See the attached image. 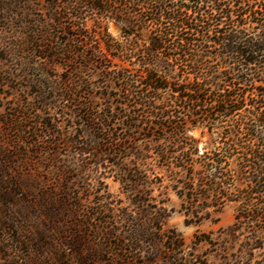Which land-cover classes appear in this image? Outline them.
Wrapping results in <instances>:
<instances>
[{"label": "rangeland", "instance_id": "374dc122", "mask_svg": "<svg viewBox=\"0 0 264 264\" xmlns=\"http://www.w3.org/2000/svg\"><path fill=\"white\" fill-rule=\"evenodd\" d=\"M6 26L0 17V264H264V232L229 229L238 204L194 205L210 218H186L188 172L158 166L146 109L134 130L117 118L118 83L82 54L31 52ZM102 26L119 38L114 21ZM222 130L201 117L185 137L213 152ZM104 134L133 137L118 151Z\"/></svg>", "mask_w": 264, "mask_h": 264}, {"label": "trees", "instance_id": "16d2710c", "mask_svg": "<svg viewBox=\"0 0 264 264\" xmlns=\"http://www.w3.org/2000/svg\"><path fill=\"white\" fill-rule=\"evenodd\" d=\"M0 17L31 52L82 54L86 67L98 65L119 84L116 114L126 129L139 128L140 108L147 110L158 166L188 172L189 184L177 191L188 194L186 218H210L189 212L194 205L233 202V234L264 232V0H0ZM105 21L120 26L119 38ZM113 59L126 66L112 68ZM201 117L223 130L215 151L198 154L185 126ZM104 135V149L118 151L133 137Z\"/></svg>", "mask_w": 264, "mask_h": 264}]
</instances>
